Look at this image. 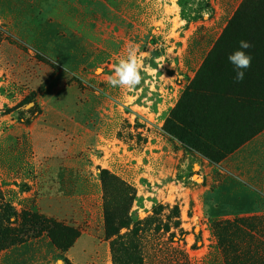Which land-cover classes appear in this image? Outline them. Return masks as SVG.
<instances>
[{"label": "rangeland", "instance_id": "1", "mask_svg": "<svg viewBox=\"0 0 264 264\" xmlns=\"http://www.w3.org/2000/svg\"><path fill=\"white\" fill-rule=\"evenodd\" d=\"M243 2L0 0V264H264L241 224L264 111L233 96L264 94V0ZM129 45L142 82L113 87Z\"/></svg>", "mask_w": 264, "mask_h": 264}, {"label": "clouds", "instance_id": "2", "mask_svg": "<svg viewBox=\"0 0 264 264\" xmlns=\"http://www.w3.org/2000/svg\"><path fill=\"white\" fill-rule=\"evenodd\" d=\"M203 15L207 18L208 13L205 11ZM252 46L250 42L241 40L239 41V47L228 56L229 62L234 66V70L236 71L235 81L237 83L244 80V70L250 68L252 65V56L245 51ZM141 64L142 62L137 56V49L129 45L126 58L119 60L114 70V76L109 78V83L113 87L129 89L138 87L142 82ZM64 71L67 75L68 70L66 67H64Z\"/></svg>", "mask_w": 264, "mask_h": 264}, {"label": "crops", "instance_id": "3", "mask_svg": "<svg viewBox=\"0 0 264 264\" xmlns=\"http://www.w3.org/2000/svg\"><path fill=\"white\" fill-rule=\"evenodd\" d=\"M250 145H260L261 147H263L264 148V131L263 132H261L253 141H252V143L250 144ZM240 151H238V152H236L235 154H233L230 158H227L225 161H223V165H225V164H230V163H233L234 161V158L236 159L235 160V168L236 169H239V170H241L242 168L244 169L245 167H248V163H247V161H241L240 160V158H241V154H238ZM264 155V154H263ZM251 163H252V167L254 168V169H252V171H251V173H252V177H253V180H254V182H256V179H255V173H256V171L257 172H261V171H259L258 169H261V167L262 166H264V159H261L259 156H255L254 155V157H252V160H251ZM67 176H69L70 178L71 177H73L74 176V174H73V172L71 173V174H68ZM259 184V189H261V191H262V194H260L262 197H264V183H262V182H259L258 183ZM261 206H263V205H261ZM258 212H261L259 215H257V216H253V217H247L246 219H248V220H251V219H260V221L259 222H249V221H247V222H243V221H241L242 223V225L244 224V225H246V226H248V228H252L253 230H255L254 232H253V234H254V236H255V240L258 238V240H259V245L260 246H263L264 245V233H263V231H264V221H261V219H264V206H263V208H259L258 209ZM244 219V218H243ZM243 225V226H244ZM257 230H259L260 232H258V233H256V231Z\"/></svg>", "mask_w": 264, "mask_h": 264}, {"label": "trees", "instance_id": "4", "mask_svg": "<svg viewBox=\"0 0 264 264\" xmlns=\"http://www.w3.org/2000/svg\"><path fill=\"white\" fill-rule=\"evenodd\" d=\"M246 0H244L245 2ZM243 2V3H244ZM224 95H229L227 92H223ZM238 101L244 105V107H249L251 105L257 107L259 110L264 111V94L263 93H255L254 91H245L243 89L238 90L236 94H234ZM102 177L103 180L107 179V176L105 175L104 171L102 172ZM42 220V219H41ZM242 221V220H241ZM45 223V221H43ZM46 224H52V226H55L57 229L59 226L55 225L56 223H52L51 221L46 223ZM127 222H123L122 226L125 227L127 226ZM112 232L116 231V228L114 226L109 227ZM115 233V232H114ZM68 262V261H67Z\"/></svg>", "mask_w": 264, "mask_h": 264}]
</instances>
